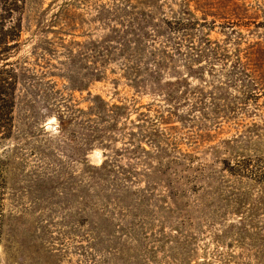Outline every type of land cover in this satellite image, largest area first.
<instances>
[{
	"label": "rangeland",
	"instance_id": "1",
	"mask_svg": "<svg viewBox=\"0 0 264 264\" xmlns=\"http://www.w3.org/2000/svg\"><path fill=\"white\" fill-rule=\"evenodd\" d=\"M0 264H264V0H0Z\"/></svg>",
	"mask_w": 264,
	"mask_h": 264
},
{
	"label": "trees",
	"instance_id": "2",
	"mask_svg": "<svg viewBox=\"0 0 264 264\" xmlns=\"http://www.w3.org/2000/svg\"><path fill=\"white\" fill-rule=\"evenodd\" d=\"M0 82H1V80H0Z\"/></svg>",
	"mask_w": 264,
	"mask_h": 264
}]
</instances>
